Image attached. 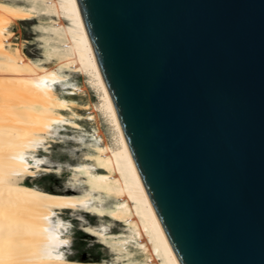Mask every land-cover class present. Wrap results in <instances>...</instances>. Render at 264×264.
Segmentation results:
<instances>
[{
  "label": "water",
  "instance_id": "1",
  "mask_svg": "<svg viewBox=\"0 0 264 264\" xmlns=\"http://www.w3.org/2000/svg\"><path fill=\"white\" fill-rule=\"evenodd\" d=\"M180 264H264V0H77Z\"/></svg>",
  "mask_w": 264,
  "mask_h": 264
},
{
  "label": "bare ground",
  "instance_id": "2",
  "mask_svg": "<svg viewBox=\"0 0 264 264\" xmlns=\"http://www.w3.org/2000/svg\"><path fill=\"white\" fill-rule=\"evenodd\" d=\"M35 19L47 20L36 26L44 49L37 61L9 47L10 26ZM51 61L55 68H46ZM69 74L87 77L99 93L115 148L79 125L95 119L74 111L89 108L67 98L81 91ZM67 129L77 134L68 140L86 153L68 166L65 190L27 185L26 178L50 172L37 149L46 153L50 138ZM63 211L96 218L94 225L78 218L80 230L108 251L109 261L71 257ZM0 264H180L134 163L77 0H0Z\"/></svg>",
  "mask_w": 264,
  "mask_h": 264
},
{
  "label": "rangeland",
  "instance_id": "3",
  "mask_svg": "<svg viewBox=\"0 0 264 264\" xmlns=\"http://www.w3.org/2000/svg\"><path fill=\"white\" fill-rule=\"evenodd\" d=\"M6 1L19 2V0ZM46 22V19H35L33 21H23L11 25L9 32L12 33V37L9 47L11 49H19L23 56L31 60L37 61L38 59H43L44 54L41 51L44 49L42 44L37 40L40 34L36 31V26L42 23L44 25ZM44 66L49 69H54L56 62L51 61ZM69 80V82L75 84L81 91L77 92V95L67 98L75 101L79 106L89 108L88 110L75 109L74 111L83 117H85L88 112H92L95 119L92 123L85 120L78 121L79 125L88 133H91V131L95 129L98 132V138L103 141L101 145L106 144L110 148H115V133L104 113L99 110V104L101 103L99 93L91 86L87 77L78 74H69ZM62 114L65 117L68 116V113L62 112ZM75 135L77 134L73 133V130L67 129L61 133L59 138L56 136L50 138L54 143H50V148L46 149V153L37 149L38 158L46 161L50 172L45 173L39 171L36 173V177L26 178L27 185H32L53 193H62L65 190V183L69 182L70 177L68 166L75 164L81 154L86 153V150H76L79 149V146L73 141L68 140L75 138ZM72 214L73 216H71ZM61 218L69 225V253L72 258L81 261H97L101 259L109 261L110 255L108 251L102 245L98 244L95 238L84 234L80 230L82 223L79 219H83L89 224L94 225L96 223L95 217L81 212L63 211ZM120 228L121 225L117 223L113 226L112 231L118 232Z\"/></svg>",
  "mask_w": 264,
  "mask_h": 264
}]
</instances>
